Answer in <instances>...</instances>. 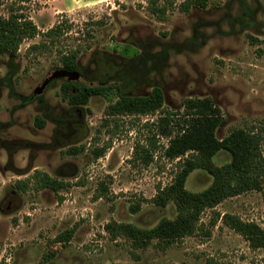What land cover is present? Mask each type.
<instances>
[{
  "label": "rangeland",
  "instance_id": "374dc122",
  "mask_svg": "<svg viewBox=\"0 0 264 264\" xmlns=\"http://www.w3.org/2000/svg\"><path fill=\"white\" fill-rule=\"evenodd\" d=\"M19 1L23 0H3L0 13L6 14L5 3ZM24 1L41 30L61 17L68 19L71 29L51 53L26 55V48L40 41L39 35L24 40L18 55L0 51V264H264V249H250L220 222L208 238L194 233L162 249L155 240L137 248L122 236L111 238L104 230L110 221L151 228L163 216L175 217L172 202L165 207L151 202L157 183L170 181L172 164L146 166L131 160L138 134L128 116L117 120L111 147L95 158L94 149L108 140L115 122L105 113L117 98L115 88L108 98L91 96L79 106L62 98L63 79H53L37 91L51 70L63 68L58 49L80 46L79 84L117 85L124 95H147L158 86L171 109L181 108L185 97L209 96L226 118L218 137L234 127L262 124L264 0H211L206 8L188 12L180 11L182 0H176L164 21L142 6L145 0ZM36 116L44 120V127L35 125ZM153 117H139L136 127ZM81 145L82 151L67 152ZM227 160L224 151L214 157L218 165ZM34 169L72 185L57 193L14 188L16 180ZM100 181L108 186L107 199L94 197ZM210 182L208 174L194 170L185 186L200 191ZM216 210L264 227V188L227 198ZM209 214L206 211L202 220ZM69 229L73 234L65 247L52 243Z\"/></svg>",
  "mask_w": 264,
  "mask_h": 264
},
{
  "label": "trees",
  "instance_id": "16d2710c",
  "mask_svg": "<svg viewBox=\"0 0 264 264\" xmlns=\"http://www.w3.org/2000/svg\"><path fill=\"white\" fill-rule=\"evenodd\" d=\"M0 0V6L3 4ZM5 3L6 14L0 13V51H9L18 55L21 43L39 35L38 43L26 48V55L38 56L51 53L56 49L57 42L71 29L67 18L61 17L46 30H41L27 12L26 5ZM211 0H182L178 9L188 12L192 7L206 8ZM176 5V0H145L142 5L158 20L167 19L168 11ZM91 39V30H84ZM80 46L74 49H58V62L67 70H76L77 55ZM116 89L117 98L110 101L105 113L114 117L112 129L108 130L109 138L101 146L94 149L95 158L105 155L111 147L112 137L120 125L121 117H132L131 127L136 129L133 144L132 161L146 166L164 162L172 164L170 181L157 183L156 193L151 202L157 207H165L169 202L175 206L174 218L161 217L151 228H140L131 223L110 221L104 225V230L113 239L122 236L132 242L133 246L143 248L153 240L162 249L173 243L180 242L186 236L194 233L203 238L211 236V228L218 222L239 234L250 249H264V227L254 220H245L240 215L229 212H219L217 205L227 198L250 191H261L264 188V123H252L234 127L223 137L217 136V130L225 123L226 118L221 108L209 97H185L181 108L171 109L164 104L162 89L154 86L147 95H124L119 93L117 85L79 84L62 80V98L70 105H86L89 98L102 95L106 98ZM154 116L147 119L141 126L137 120L141 116ZM35 125L44 127V120L36 116ZM85 145L70 147L67 152L82 151ZM224 151L229 160L216 164L214 157ZM194 170L204 171L211 177L208 186L200 191H190L186 188L187 177ZM79 182L76 184H83ZM72 184L57 179L47 172L34 169L24 179H18L13 186L19 192L28 190L39 191L48 188L57 193L67 189ZM108 186L100 181L94 192L95 199L108 198ZM58 199L63 200L59 195ZM139 207H134L136 211ZM206 211H210L208 219L202 220ZM73 234V229L57 234L52 243L66 246ZM43 260H48L43 254Z\"/></svg>",
  "mask_w": 264,
  "mask_h": 264
},
{
  "label": "water",
  "instance_id": "95a60500",
  "mask_svg": "<svg viewBox=\"0 0 264 264\" xmlns=\"http://www.w3.org/2000/svg\"><path fill=\"white\" fill-rule=\"evenodd\" d=\"M60 78L64 80H75L78 78V72L76 70H67L64 68H56L51 70L44 80L41 81L37 91H41L46 84H48L51 80Z\"/></svg>",
  "mask_w": 264,
  "mask_h": 264
},
{
  "label": "flooded vegetation",
  "instance_id": "af4514ba",
  "mask_svg": "<svg viewBox=\"0 0 264 264\" xmlns=\"http://www.w3.org/2000/svg\"><path fill=\"white\" fill-rule=\"evenodd\" d=\"M63 80H64V79H63ZM76 80H77V79H75V80H71V81H73V82H75V83H78Z\"/></svg>",
  "mask_w": 264,
  "mask_h": 264
}]
</instances>
